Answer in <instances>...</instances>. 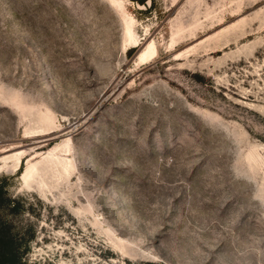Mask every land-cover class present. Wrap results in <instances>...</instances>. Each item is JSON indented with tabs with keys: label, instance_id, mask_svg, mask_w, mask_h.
Here are the masks:
<instances>
[{
	"label": "rangeland",
	"instance_id": "rangeland-1",
	"mask_svg": "<svg viewBox=\"0 0 264 264\" xmlns=\"http://www.w3.org/2000/svg\"><path fill=\"white\" fill-rule=\"evenodd\" d=\"M0 235L5 264H264V0H0Z\"/></svg>",
	"mask_w": 264,
	"mask_h": 264
},
{
	"label": "bare ground",
	"instance_id": "bare-ground-1",
	"mask_svg": "<svg viewBox=\"0 0 264 264\" xmlns=\"http://www.w3.org/2000/svg\"><path fill=\"white\" fill-rule=\"evenodd\" d=\"M135 47V46H134ZM157 49L154 43L150 44L146 50L140 56V60L142 62L147 61L156 55ZM19 164L16 166L18 168ZM29 176V175H28Z\"/></svg>",
	"mask_w": 264,
	"mask_h": 264
},
{
	"label": "trees",
	"instance_id": "trees-1",
	"mask_svg": "<svg viewBox=\"0 0 264 264\" xmlns=\"http://www.w3.org/2000/svg\"><path fill=\"white\" fill-rule=\"evenodd\" d=\"M4 241V238L0 235V245H1V242ZM7 262V259H4L3 260H0V264H5ZM19 262L17 260H13L12 264H18Z\"/></svg>",
	"mask_w": 264,
	"mask_h": 264
}]
</instances>
